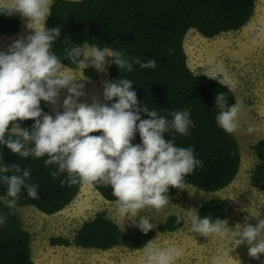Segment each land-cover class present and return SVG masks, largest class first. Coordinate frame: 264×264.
I'll use <instances>...</instances> for the list:
<instances>
[{
	"label": "clouds",
	"instance_id": "1",
	"mask_svg": "<svg viewBox=\"0 0 264 264\" xmlns=\"http://www.w3.org/2000/svg\"><path fill=\"white\" fill-rule=\"evenodd\" d=\"M50 4L51 0H0V14L18 13L27 18L26 27L34 30V34L16 39L7 51H0V145L23 158L47 156L45 166L57 165L51 175L66 174L61 183L68 187L78 183L111 186L122 219L120 229L125 230L127 217L147 234L156 225L139 213L145 208L160 210L167 206L169 187L185 189V177L203 167L194 155V147L177 146L175 136L171 140L164 138V133L171 131L188 135L190 112L173 111L172 119H168L157 109L149 110L147 105H140L128 78L103 82L104 100H114L110 105L95 96L91 103L80 102L79 98L85 95L81 81L87 78L67 71L61 58L51 50L61 28L45 26L51 15ZM106 57H111V62ZM65 59L81 71L91 65L98 73L106 72L109 63L128 72L133 70V64L141 68L157 66L155 59L142 62L139 56L129 59L123 51L86 44L69 45ZM191 71L194 76L199 74L197 68ZM203 74L210 78L221 74L219 83L231 91V84L222 73L209 75L204 70ZM61 89H66L67 95L58 105ZM42 100L63 111H56L55 116L45 113ZM215 107L219 110L215 116L217 125L229 134L235 133L241 103L236 101L229 107L226 95L218 93ZM141 111L150 118H141ZM28 119L35 121L30 129L17 122ZM254 130L253 126L247 129L249 133ZM137 131L141 143L133 144ZM95 132L101 134L93 135ZM29 179L30 170L22 169L18 163L0 165V181L6 185L10 198L4 203L9 209H15L22 189L29 198L39 199L38 185L27 183ZM254 217L255 226L246 219L243 225L237 223L231 229L226 220L201 218L196 210L190 215L191 229L204 237L220 238L228 237L231 230L236 246L247 244L249 257L259 260L264 254V219ZM7 219L8 214L0 213V225ZM182 254V249L174 245L160 247L151 241L143 248L144 264H175Z\"/></svg>",
	"mask_w": 264,
	"mask_h": 264
},
{
	"label": "trees",
	"instance_id": "2",
	"mask_svg": "<svg viewBox=\"0 0 264 264\" xmlns=\"http://www.w3.org/2000/svg\"><path fill=\"white\" fill-rule=\"evenodd\" d=\"M255 10V0H52L51 15L45 22L49 29L59 26L60 37L54 41L52 51L69 69L78 67L65 59L69 45H97L114 51H123L125 57L139 56L142 62L155 59V68H141L133 64V70L119 69L108 64V80L123 78L132 80V90L137 93L140 105L172 119L173 111L188 110L190 125L188 135L174 131L164 133L166 140L175 136L180 147H194V155L203 162L194 173L185 177V184L215 192L228 186L240 167V148L232 134L220 128L215 116L218 93L226 95L229 107L235 104V95L226 85L204 74L193 75L187 65L183 41L189 30L203 37H214L222 32L235 31L245 25ZM20 27L19 14H0V34H14ZM112 58H109L111 62ZM82 73L91 80L98 72L89 66ZM113 101H104L109 105ZM50 104L41 101V108L48 112ZM141 118L148 119L141 111ZM21 127L31 128L33 119L17 121ZM100 135V132L92 133ZM133 144L141 143L137 131ZM257 162L250 174L251 181L264 186V138L252 145ZM0 165L18 163L30 170L27 183L38 185L39 199L27 196L22 189L16 207L30 205L44 214H53L69 205L78 195L81 183L68 187L61 181L66 174L53 177L57 165L45 166L47 156L19 157L6 145H0ZM11 175L12 173H8ZM105 200L115 201L111 186L91 185ZM6 185L0 181V213L8 214L7 222L0 225V264H34L31 258L30 234L21 226L15 209H9L4 201ZM180 189L169 187L168 195ZM231 205L224 199L211 197L200 203L197 211L201 218L210 216L225 220L231 213ZM181 225L175 215H169L157 225L159 231H173ZM155 235V230L143 233L136 226L121 230L104 211L96 212L84 221L71 239L55 236L51 244L75 245L83 248L106 250L116 245L128 249H140Z\"/></svg>",
	"mask_w": 264,
	"mask_h": 264
},
{
	"label": "rangeland",
	"instance_id": "3",
	"mask_svg": "<svg viewBox=\"0 0 264 264\" xmlns=\"http://www.w3.org/2000/svg\"><path fill=\"white\" fill-rule=\"evenodd\" d=\"M19 17L18 32L0 34V51H7L8 46L19 37L34 34V30L26 27L27 18L20 14ZM183 47L190 70L197 68L199 74H203L205 70L209 75L222 73L231 84L235 103L239 101L242 105L238 117L239 128L232 133L240 148L239 171L228 186L218 191L205 192L186 185L185 189L169 195V203L164 208H145L139 215L150 218V223H154L156 227L169 215L179 218L181 225L173 231L153 228L155 235L150 240L160 247L174 245L181 248L183 254L175 264H264V254L256 260L249 257L247 244L236 246L231 230L226 238L215 235L204 237L192 232L190 221L191 213L198 209L203 200L211 197L222 198L231 205V213L225 219L231 229H235L237 223L243 225L246 219L255 226V215L264 219V186L255 184L250 178L257 162L252 145L264 138V0H255L252 17L238 30L222 32L208 38L191 29L185 35ZM109 58L106 57L108 61ZM66 69L87 78L79 68ZM213 79L219 81L222 75L218 74ZM104 81H108L107 70L99 72L96 80L87 78L81 81L85 84V95L79 101L91 103L95 96L104 103ZM66 95L67 90L61 89L58 105H62ZM58 105L50 104L47 113L55 116L56 111H63ZM249 126L255 129L252 133L247 131ZM98 211H104L118 225L122 223L116 200H105L86 183H81L78 195L69 205L53 214H44L30 205L16 207L21 226L30 234L33 263L144 264V247L132 250L116 245L100 250L50 243V238L55 236L71 239L80 225ZM128 226L133 225L125 217V228Z\"/></svg>",
	"mask_w": 264,
	"mask_h": 264
}]
</instances>
